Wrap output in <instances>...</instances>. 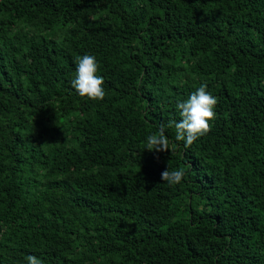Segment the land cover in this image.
<instances>
[{"label":"trees","instance_id":"1","mask_svg":"<svg viewBox=\"0 0 264 264\" xmlns=\"http://www.w3.org/2000/svg\"><path fill=\"white\" fill-rule=\"evenodd\" d=\"M84 55L103 101L71 86ZM201 84L216 116L185 147L167 125ZM29 255L264 264V0H0V264Z\"/></svg>","mask_w":264,"mask_h":264},{"label":"clouds","instance_id":"2","mask_svg":"<svg viewBox=\"0 0 264 264\" xmlns=\"http://www.w3.org/2000/svg\"><path fill=\"white\" fill-rule=\"evenodd\" d=\"M99 64L94 55H84L76 59V74L71 81L72 88L82 97L93 102L103 101L106 91L103 87V77L97 75ZM218 99L207 90L206 84L193 92L186 100L177 103V110L181 119L179 122H170L167 127H174L175 140L184 142L190 147L195 141L211 131V122L215 119L214 111ZM174 148L175 145H172ZM146 148L150 152H168L170 141L166 136L165 125L161 124L159 130L147 136ZM161 180L168 186L181 183L185 176L183 169H172L161 172ZM26 264H43V261L34 255L26 257Z\"/></svg>","mask_w":264,"mask_h":264}]
</instances>
